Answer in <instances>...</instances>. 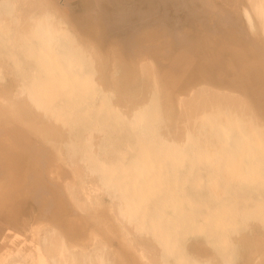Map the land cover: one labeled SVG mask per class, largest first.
I'll use <instances>...</instances> for the list:
<instances>
[{"label": "bare ground", "instance_id": "obj_1", "mask_svg": "<svg viewBox=\"0 0 264 264\" xmlns=\"http://www.w3.org/2000/svg\"><path fill=\"white\" fill-rule=\"evenodd\" d=\"M21 1L0 0V26L4 24L5 28L7 24H15L17 28L11 37L9 34L4 36L5 32L0 34V48H3L0 53L12 56L18 68L15 70L17 75L24 79L15 90L0 95V104L9 111H0V120L4 121L0 125V170L9 164L3 162L6 156H11V165L15 168L12 177L0 175V215L5 212L3 202L14 198L12 184H21L25 169L23 154L15 156L16 153L2 142L12 141L13 133L22 137H27L28 133L40 134L43 145L55 147L53 142H48L49 138L63 137L66 131L65 136L71 137L73 130L77 133L83 130L86 131L84 142L88 151L85 160L69 157V152L74 150L71 143L60 141L55 148L59 155L56 159L67 164V169L61 166V171L67 170L70 181H63L58 188L47 185L45 176L42 177L45 171L52 173V169H60L50 152L42 155L44 166L36 164V171L28 177L31 180L28 187L32 193L42 194L43 205L56 201L52 218L66 229L69 237L77 238L81 228L71 218L62 221L55 217L64 207L60 202L64 201L71 209L84 211L100 206L102 199L108 197L111 218L115 220L112 229L121 230L123 253L133 251L131 264L167 263L154 247H146L137 238L128 219L144 215L155 217L170 211L177 219L160 223L166 230L173 232L187 223V228L180 232L185 236L193 232L218 235L215 241L218 262L199 264H239L241 259V264H247L246 254L251 253L252 246H246V239L254 227L248 219H259L264 223V121L248 100L214 91L215 88H198L192 75L187 80L189 83H184L196 69L195 61L218 65L220 48L226 46L212 43V40L199 44V51L207 52V49L209 55L216 56L211 60H204L206 57L203 56L189 58L191 49L188 53L183 51L161 69L164 76L159 79L163 86L161 90L153 72L125 59L126 52L122 50L114 54L124 63L115 62L127 66L111 65L105 73L98 52L92 47L85 48L64 32L48 3ZM247 3L264 36V0H247ZM21 5L26 8L23 14L17 10ZM54 6L53 10H62L60 4ZM245 17L253 30L246 11ZM246 43L249 50L235 44L229 45L227 50H233L238 64L237 78L241 79L237 81L238 87L244 89L247 86L241 85L242 79L251 84L263 82V91L256 95L254 90L255 94H252L256 103L264 97V64L248 57L250 53L257 54L261 46L255 41ZM1 61L5 63V60ZM210 77L205 75L202 80H212ZM178 92H185L188 97H178ZM74 117L76 123L71 121ZM8 122H17L23 128L6 129ZM59 123L64 127L59 128ZM53 124L56 126H50ZM119 154L120 158H113ZM128 154L130 160L125 158ZM151 156L168 160L163 163L166 167L170 160L176 162L172 164L173 168L157 169L153 168L155 161L148 159ZM94 162L96 168L92 167ZM106 163L115 167L106 170ZM103 171H106L104 176ZM38 174L40 182L33 185L31 182L39 180ZM199 218H204L203 222L198 221ZM238 218L249 222L233 224ZM223 220L233 223H222ZM158 228L148 226L146 231ZM8 229L11 227L0 226V264H112L109 243L98 239L85 245L87 247L80 246L83 243L72 245L64 255L58 252L51 256L44 249L55 230L50 229L47 233L41 229L40 232L48 237L36 243L34 238L31 239L35 249L28 254L26 247H20L17 242L22 235L15 233L9 237L6 235L10 232ZM224 233L228 236L226 240H223ZM222 240L229 241V245ZM199 241L194 242L199 244ZM227 248L239 252L230 253ZM255 249L256 253L259 248ZM260 258L252 264H260Z\"/></svg>", "mask_w": 264, "mask_h": 264}, {"label": "rangeland", "instance_id": "obj_2", "mask_svg": "<svg viewBox=\"0 0 264 264\" xmlns=\"http://www.w3.org/2000/svg\"><path fill=\"white\" fill-rule=\"evenodd\" d=\"M37 1L48 3L61 29L75 38V42L80 43L85 48L92 47L98 52L99 56L97 55V57L101 59L105 73L110 70L111 65L115 66L116 64H121L115 61L124 63L121 58L119 59V57H116L114 54L118 52V50H122L126 52L125 59H129L130 62L136 63L135 65H138V67L140 66V68L145 67L146 71L148 68L150 72H153L152 75L157 78L159 82L158 87L161 90L163 86L159 79L162 77L164 78L161 69L167 66L169 62L171 63L177 56L182 55L183 51L188 53L191 49L188 55L189 58L192 56H196L195 58L203 56L206 57L204 60L207 58H209L207 60H211L212 57L215 59L216 56L212 54L209 55L207 49V52H203V49L199 51V44L203 45L205 42L211 43L213 41L212 43L226 46L220 48V60H218V58V62L216 61L218 65L214 64L216 68L218 66V71L214 72L216 68L214 65L212 66V63L203 65L199 64L200 61H195L197 67L186 77L184 83H186L189 76L192 75L195 77V83L199 84V86H197L198 88H200V86H206L211 90L215 88L216 90L214 91L237 96L245 101L248 100L247 102L255 112L258 109L256 114L264 121V97L261 101H257L256 104L255 100H253L255 97L252 95L255 94V91L256 95L263 91V82L259 80L257 81L258 84H251L246 83L244 81L245 79H242L241 85L247 84L248 87L246 85L244 89L243 87H238L237 81L240 82L241 80L237 78L239 72L237 71L239 70L238 64L236 58L233 56V50H227L229 45L232 44L239 46L240 49L249 50L246 42L255 41L261 48L258 49L257 54L250 53L248 57L251 61L255 59L257 62L259 60L264 64V61L261 60V58L264 59V36L251 10H249L247 0ZM55 3L60 4L62 10H53L55 8ZM235 5L237 8L234 7ZM17 10H21L23 14L26 8L21 5ZM245 11L251 17L254 27L253 30L245 17ZM34 13L36 12L34 11ZM6 26L5 28L4 24L0 26V34L5 32L3 34L4 36L9 34L11 37L17 28L15 24H7ZM208 40L212 41L210 42ZM223 42L227 43L223 44ZM14 48L17 49V47ZM184 48L187 49L183 50ZM2 49L3 48H0V50ZM192 53L193 55H191ZM0 60H5V63L4 61L0 63V95L4 96L6 93L15 90L19 81L21 80V82H23L24 79H20L17 75L15 70L18 68L12 61V56L1 55L0 53ZM123 65L127 66L126 64H121L120 67ZM210 68L211 70L209 71ZM205 75H211L210 78L212 79L213 77L214 80H202V77ZM217 76H219L220 79H216L219 78ZM161 80L166 83V81H163L164 79ZM250 86L254 89H251ZM252 90L255 91L253 92ZM182 94L183 92H178L177 96L181 98L188 97L187 93L184 92V96H182ZM251 97H253V99ZM249 99L252 100L249 102ZM253 102L256 104V107L253 106L254 104H251ZM0 106L3 107H0V111H8L4 105L0 104ZM76 120V117H74L71 121L76 123ZM3 122L4 121L0 120V125ZM7 124L6 129L14 127L22 130L23 128V126L17 122H8ZM57 125L59 128L64 127L61 123ZM50 126L56 125L53 124ZM67 132L68 131L64 132L63 137L59 135L57 139H48V142H53L55 147L43 145L40 134L29 135L28 133L27 137H22L13 133L11 134L12 141L2 142V144L6 143V146L10 147L14 153H16L15 156L23 154L25 160V162H23V167H25V169L22 171L24 174L20 181L21 184H12L11 188L15 194L14 198H10L3 202L5 205V212L0 215V226L6 228L11 227V230L8 229L10 232L6 233L9 237L14 236L15 233L22 235L21 240L19 239L17 242L20 247H26L28 254H31V251L35 249L33 247L34 244L30 243L31 239L34 238L36 243L42 238L48 237V234L40 232L41 229L46 230L47 233L50 232V229H54L55 233L53 232V237L49 236L50 240L46 242L44 249V252L48 255L55 256L58 252L64 255L67 248H70L72 245L83 243L80 246H85L98 239L104 243H109V249L112 251V264H122L123 261L125 264H131L130 262L133 263L131 257L133 251L123 253L124 249L122 244L124 241H122L123 236L121 230H117L116 232L112 229L115 220L111 218V210L109 209L110 199L108 197L102 199L100 206L94 207V209L88 208L84 211L73 207V209H71L64 201L60 202V205L64 207L60 210L59 215H55V217L62 221L66 220V218L67 220L71 218V221L73 223L76 222V225L79 223L81 231L77 239L76 237H69L65 232L66 229L64 227L61 228L60 225H58V221L53 220L52 217H54V215L52 208L56 201H51L47 205H43L42 200L44 197H42V194L40 192H38V194L36 192L32 193L28 187V182L30 180L28 179L29 173L31 174L33 171H36V164L40 167L44 166L42 157V155L45 154L44 152H50L53 159L56 160L60 166V169H52V173L45 171V174L42 175V177L45 176L47 185L58 188L59 184L63 181H70L71 176L66 172L67 170H64L67 169V164L63 162L64 160L60 161L56 159L59 155L55 148L60 141L68 144L71 143L72 149L74 150L69 152V157L79 160H85L88 157L86 142H84L86 131L80 130V132L77 133L73 130L71 132V137L65 136ZM91 143H94V140H92ZM103 153L102 158L105 157ZM10 157L11 156H6V159H3V162L6 161V163L9 164L8 166H6V164L4 165L2 168L3 170H0V175L3 174L6 177H12L15 168L14 165H11L12 161H10ZM120 157L121 155L119 154L115 155L113 158L118 159ZM184 157V160L187 161V157ZM125 158L130 160V154L126 155ZM148 159L155 161L153 168L157 169L173 168L172 164L176 162L170 160V163L167 164L166 167V163L165 166L163 163L168 162V160L156 159L154 156ZM95 163L96 162L92 164L94 168H96ZM108 164L109 163H106V170L108 167H115L114 165L110 166ZM61 166L64 168L62 171ZM183 169H186V167H183ZM17 170L18 169H16V171ZM42 170L43 168L40 170V173ZM105 172L106 171L102 172V176L105 175ZM38 177L39 180L37 182H31L33 185L40 182L39 174ZM138 208L143 209L144 207L138 206ZM154 216L155 217L144 215L139 216L137 219L130 218L128 221L134 226L133 230L136 232L137 238L141 240L146 247H154L167 264H199V262L203 261L210 263L218 262L217 256L215 255V250L217 249L215 241L218 239V235L193 232L185 236V234L180 232L182 229L187 228V223H183L173 232L172 230H166V227L160 225V223L171 222L177 219L171 211L160 216ZM50 218H52L53 221ZM75 218H79L80 220H76ZM203 220L204 218H199L198 221L203 222ZM248 220L254 227L252 228L251 234H249L250 236L246 239V246H252L250 252L254 254H246L247 264L258 262L259 256L261 257L260 264H264V223H260L259 219L251 218ZM248 220L238 218L234 223L229 220H223L222 223L235 224L238 222L239 225H243L249 222ZM49 221L52 223H48ZM194 223L196 222L194 221ZM154 225L159 228L149 232L146 231L148 226L153 227ZM227 237V233H224L223 240H226ZM196 239L200 240L199 244L194 242ZM259 239H261V242ZM224 244L228 246L229 241L224 242ZM18 245L16 244V247H18ZM255 248H259L256 253ZM252 249H254V251H252ZM0 251L2 252L1 246ZM226 251L235 254L239 252L237 250H229L228 248ZM241 262H243L242 259L239 264H241Z\"/></svg>", "mask_w": 264, "mask_h": 264}]
</instances>
